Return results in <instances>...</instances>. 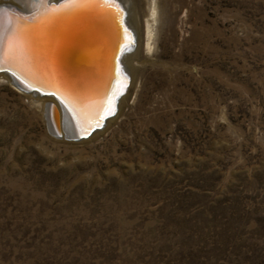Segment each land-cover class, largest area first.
Returning a JSON list of instances; mask_svg holds the SVG:
<instances>
[{
  "label": "rangeland",
  "instance_id": "374dc122",
  "mask_svg": "<svg viewBox=\"0 0 264 264\" xmlns=\"http://www.w3.org/2000/svg\"><path fill=\"white\" fill-rule=\"evenodd\" d=\"M150 27L86 139L0 80V264H264V0H155Z\"/></svg>",
  "mask_w": 264,
  "mask_h": 264
},
{
  "label": "bare ground",
  "instance_id": "6f19581e",
  "mask_svg": "<svg viewBox=\"0 0 264 264\" xmlns=\"http://www.w3.org/2000/svg\"><path fill=\"white\" fill-rule=\"evenodd\" d=\"M33 2L0 0V4L18 12L30 10L29 18L23 21L2 12L0 28H24L34 24L32 16L36 9L33 8ZM53 2L48 0L49 4ZM140 4L141 13L137 24L130 0H115L114 4L105 3L104 0H86L87 6L72 10L53 27L34 34L40 47L38 59L21 53L9 57L5 48L0 53V66L17 78L18 82L2 72L0 80L11 85L37 108L49 132L64 138L86 139L112 118L117 104L122 101L132 64L131 52L136 42L140 40L143 53L149 48V28L154 16L155 0H140ZM55 5L59 6V2ZM4 34L0 32V36ZM130 39L131 49L123 52L125 45L130 44ZM18 83L32 85L38 90L23 89ZM43 90L50 91L57 100L38 92ZM114 98L115 110L108 117L113 109Z\"/></svg>",
  "mask_w": 264,
  "mask_h": 264
},
{
  "label": "snow or ice",
  "instance_id": "6c2138e0",
  "mask_svg": "<svg viewBox=\"0 0 264 264\" xmlns=\"http://www.w3.org/2000/svg\"><path fill=\"white\" fill-rule=\"evenodd\" d=\"M105 3L114 4L115 0H104ZM86 0H60L59 6L49 5L48 0H34L33 8L36 9L32 16L34 24L24 28L16 26L0 32L5 33L0 36V53L7 49L9 57H15L17 53L31 56L34 60L39 58L40 47L36 35L45 29L53 27L59 19L71 13L72 10L84 7Z\"/></svg>",
  "mask_w": 264,
  "mask_h": 264
},
{
  "label": "water",
  "instance_id": "95a60500",
  "mask_svg": "<svg viewBox=\"0 0 264 264\" xmlns=\"http://www.w3.org/2000/svg\"><path fill=\"white\" fill-rule=\"evenodd\" d=\"M55 2H53L52 4H49V5H55L57 4L58 2H60V0H54ZM29 11L30 10H25L24 12H18L17 10H15L14 8L12 7H9V6H6V5H3V4H0V14L2 12L4 13H7V14H10L13 19L15 20H27L29 17ZM126 44H128V40L125 41ZM0 72L4 73L6 76H9L12 80H14L15 82H18V79L15 78L10 72H8L3 66H0ZM20 84L19 86H22L23 89H26V90H33V91H37L38 89H36L34 86L32 85H22L21 83H18ZM40 93H44V94H48L49 96H52L53 98H55L57 100V98L54 96V94H52L50 91L48 90H43V91H38ZM114 95H112L113 97ZM102 117V115L100 116V118ZM92 127L95 126V125H91ZM90 126V127H91Z\"/></svg>",
  "mask_w": 264,
  "mask_h": 264
}]
</instances>
